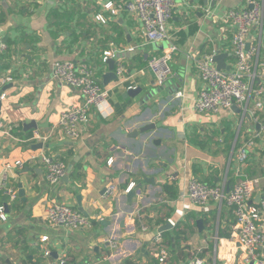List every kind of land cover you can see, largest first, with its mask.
<instances>
[{
    "label": "crops",
    "instance_id": "obj_1",
    "mask_svg": "<svg viewBox=\"0 0 264 264\" xmlns=\"http://www.w3.org/2000/svg\"><path fill=\"white\" fill-rule=\"evenodd\" d=\"M122 1L0 0V95L6 94L0 122L11 134L0 132V189L7 173L17 192L23 184L26 198L18 195L17 201L0 206L7 219L0 218V264H59L63 258L68 264L99 263L106 237L116 239L118 250L101 264H161L153 245L160 233L169 250L167 264H186L196 255L205 264H246L244 249L232 238L231 208L215 202L201 208L187 195L192 177L210 185L258 178L255 199L264 197V147L258 143L245 162L239 160L264 120V98L250 93L247 112L238 107L218 115L194 110L204 88L196 62L217 52L225 55V67L234 61V29L225 16L248 7L246 0H177L167 24L170 38L160 42L147 39L138 17L126 12L112 16L103 8ZM99 13L106 24L97 21ZM171 45L178 49L171 61L173 75L158 86L148 61ZM247 49L256 50L257 88L264 82V25L251 31ZM107 50L116 51L117 60L127 67L126 79L104 86L109 117L93 112L81 139L71 140L57 123L82 98L54 77L53 63L90 64L101 82L110 68L102 62ZM7 77L12 82H4ZM179 92L183 97L176 96ZM259 101L263 111L257 121L250 110ZM36 134L49 139H33ZM118 146L124 150L112 152ZM40 152L68 165L59 184L49 185L44 166L31 162ZM17 161L23 166H14ZM173 173L179 174L178 180H169ZM131 183L142 189L141 198L123 194ZM110 185L118 187L113 196L106 195ZM78 196L92 227L77 232L52 227L48 206L58 202L79 209ZM138 210L142 224L128 219Z\"/></svg>",
    "mask_w": 264,
    "mask_h": 264
},
{
    "label": "built area",
    "instance_id": "obj_2",
    "mask_svg": "<svg viewBox=\"0 0 264 264\" xmlns=\"http://www.w3.org/2000/svg\"><path fill=\"white\" fill-rule=\"evenodd\" d=\"M99 1V0H94ZM177 0H126L119 3L107 2L103 8L110 12L112 16L126 12L131 16H136L141 21L145 35L150 42L165 41L170 38L167 31V24L173 18V11ZM248 7L242 9L229 10L225 16V22L234 29L232 38L234 61L229 64L228 70H218L214 63L215 54L204 55L196 62L197 70L204 83V88L200 92L194 103V110L198 113H208L218 115L224 110L238 107L247 112L249 110L250 93H254L259 99L264 98V82L257 88L254 87L256 72L253 63V56L256 50L247 49L248 36L251 31L264 25V1L246 0ZM252 6V8H250ZM207 14L209 10H206ZM98 22L107 23V19L102 13L96 16ZM4 49L6 45L2 44ZM177 47L171 45L161 55L153 56L148 61V69L155 75L158 86H163L173 75L171 61ZM116 51L107 50L103 52L102 62L108 63L109 59H116ZM264 67V64H263ZM96 67L83 63L77 65L73 61H56L53 63L54 77L65 85L77 90L81 95V101L71 109L64 110L58 120L57 127L63 135L71 140L77 141L82 137V128L87 127L93 112L103 117H109L108 91L104 88L96 76ZM127 67L121 60H117L115 74L120 82L126 79ZM4 82H12L11 77L5 78ZM184 93L179 92L176 96L181 98ZM6 94L0 95V99H5ZM263 111V102L259 101L250 110L251 115L260 121V112ZM0 132L10 136V128L0 122ZM39 141L46 142L49 136L35 135ZM260 143L264 147V120L260 129L254 133L253 138L244 144L240 151L239 160L245 162L248 158V151ZM124 150L121 146L112 149V152ZM31 162H39L45 168V178L49 185L55 186L61 182L68 172V165L65 161L54 157L51 154L40 152L30 158ZM113 159L109 160L112 164ZM22 161L15 162L14 166L22 167ZM12 164H7L6 168H11ZM178 173H173L169 180L176 181ZM260 184L258 178H246L231 185L227 192V184L210 185L205 181L192 177L189 179L187 195L191 202L201 208L209 203H225L231 208L235 225L232 238L238 239L244 249L246 264H264V197L260 202L255 201L256 189ZM10 203L18 199V192L9 184L7 173L2 176L1 189ZM118 187L110 185L106 189V195L113 196L117 193ZM135 192V196L141 198L143 195L135 183H131L123 190V194ZM128 219L142 224L143 215L140 210L128 214ZM0 218L7 220L4 208L0 207ZM47 220L52 227H63L69 231H84L92 227V219L78 209L65 203L54 202L47 208ZM144 231L147 226L142 225ZM48 237H44L42 242H47ZM103 258L101 264L109 260L118 250V243L113 237H106L103 240ZM156 257L161 264L169 261V250L166 247L162 234H158L153 242ZM46 257L50 256V251H46ZM52 264V263H51ZM59 264H68V260L63 258ZM92 264V263H87ZM186 264H205V260L198 255L191 257Z\"/></svg>",
    "mask_w": 264,
    "mask_h": 264
},
{
    "label": "water",
    "instance_id": "obj_3",
    "mask_svg": "<svg viewBox=\"0 0 264 264\" xmlns=\"http://www.w3.org/2000/svg\"><path fill=\"white\" fill-rule=\"evenodd\" d=\"M250 8H252V6H251ZM225 58H226V57H225L224 54H221V53H219V52H217V53L215 54L213 60H214V63L216 64V67H217L218 70H226V69L228 70V68L225 67ZM108 63H109V65H110V68H109V72L103 76V81H101V84H102L103 86H108V84H109L111 81H115V80L117 79V76H116V74H115V72H114L115 65H116L115 60H109ZM1 106H2V102H1V99H0V111H1ZM233 108H234V107H233ZM239 110L241 111V109H239ZM240 111H239V112H240ZM248 117H250V116H248ZM153 128H155V126H153ZM38 146H39L40 148H43V147H44V144H43V143H40ZM230 189H231V183H228V184H227V188H226L227 192H229ZM18 195H19L20 198H22L23 201H26V198H25V190L23 189V184H22V183L19 184V192H18ZM129 196L134 197V196H135V192L132 191V192L129 194ZM6 200H7V199H5V201H6ZM78 200H79V206H80L78 210L84 214L85 212H84V209H83V207H82V205H81V196H78ZM255 201H256V202H260V201H261V195H260V194H259L258 197L255 199Z\"/></svg>",
    "mask_w": 264,
    "mask_h": 264
},
{
    "label": "trees",
    "instance_id": "obj_4",
    "mask_svg": "<svg viewBox=\"0 0 264 264\" xmlns=\"http://www.w3.org/2000/svg\"><path fill=\"white\" fill-rule=\"evenodd\" d=\"M61 160V159H60ZM15 190H17V187L16 186H14L13 187ZM4 198H7V197H5V195H4V193L2 192V191H0V206L2 205V204H4L3 202H5V199ZM18 200V199H17ZM16 200V201H17ZM6 201H9V199L7 198V200ZM15 205V204H14Z\"/></svg>",
    "mask_w": 264,
    "mask_h": 264
}]
</instances>
